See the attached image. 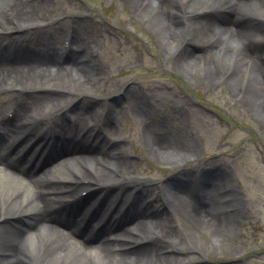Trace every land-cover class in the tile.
<instances>
[{
    "label": "bare ground",
    "instance_id": "bare-ground-1",
    "mask_svg": "<svg viewBox=\"0 0 264 264\" xmlns=\"http://www.w3.org/2000/svg\"><path fill=\"white\" fill-rule=\"evenodd\" d=\"M119 2L125 8L129 7L131 12L147 15L148 19H152L150 23L163 47V55L174 58L185 77L202 79L200 61L207 59L203 67L209 71L210 76L204 78L212 84L219 82L218 72L223 70L224 84L233 88L238 99L244 98L251 111L264 122V26H255L251 22L234 26L231 21L232 15L238 14L264 22V0ZM55 9L60 10V6L53 0H0V91L12 87L19 95L8 93L2 96L0 122L5 132L11 134L5 139L12 138L13 128L23 134V121L30 115L38 118L35 124H42L44 127L49 119L45 104L52 103L50 113L52 110L58 112L62 107L71 114L55 115L52 118L53 125L46 124L49 126L48 132L54 126L57 132L67 134L65 124L71 123L72 132H83L86 141L94 138L97 146L90 150L77 140V147H80L78 151H69L67 148L62 152L64 158L60 167L56 171H49V178L43 180L32 176L36 165L29 168V162L10 157L17 139H12L8 151L0 149V159L5 165V170L0 169V264L184 263L194 259L188 258L193 253H207L204 247L206 243L202 244L197 239L200 235H206L205 241H209L215 251L222 250V245L233 237L232 227L238 222L235 214H238L239 206H235L232 201L231 207H235V211L224 208L231 201L232 189L225 192L226 197H222L225 198L223 205L213 192L215 186L211 189L213 191H202L205 201L203 198L201 202L195 201L184 183L186 175H181L179 178L175 177V183L164 188L167 196L155 192L150 185V200L145 201L142 189L138 188L139 180L131 181V174L135 173L136 166L132 158L120 150L119 144L123 139L110 138L120 132V124L112 116L116 111L115 103L107 104V116L104 120H96L93 117L96 104L91 107L90 102L85 100V97L96 94L91 79L85 74L98 78L104 72L103 62L96 58V53L92 50L93 40H89L96 35V23L91 22L90 16L83 13L70 18L66 37L71 43L70 50L60 55L57 53L58 34L64 31L66 21H58L59 16H52ZM158 12L162 16L160 21L157 19ZM205 15L211 17L208 18V23L203 22ZM49 28L54 29L50 33L51 40L38 39L31 45L22 43L13 54L15 47L12 45L19 42L25 34L35 35L37 31ZM194 48L205 56L197 57L193 53ZM129 50L130 46H127L125 52L128 53ZM212 51L211 58H208ZM217 52L221 53L216 61ZM239 73L240 81L236 86ZM244 73L248 74V81L243 95L239 92V86ZM248 92H251L252 98L257 102L262 100L260 108L250 101L251 95ZM33 94H37L36 100L30 102L27 96ZM139 94V88L132 85L123 92L126 103L137 101ZM73 95L82 97L79 101L82 103L81 107H87L92 120L87 122L89 117L83 114V108L76 107L77 103L69 100V96ZM64 97H67L66 100H63ZM258 97L261 100H257ZM142 114L140 116L143 117ZM90 122L94 123V127L99 126L103 137L101 131L89 128ZM142 133L149 155L159 157L166 165L172 166L196 154L194 149L181 148L185 145L184 142H175L162 135L157 123L148 124ZM66 141L68 142L65 144L68 145L70 139ZM70 154L73 156L68 157ZM220 173L215 165L209 175ZM211 179L207 181L211 182ZM208 182L203 183V187L212 186ZM83 184H86V189L97 186L99 190L94 191L104 197L101 203L105 211L112 210L118 201L131 202L126 210L131 215L130 219L116 216V208H113L114 212L111 214V219L114 220L112 225L117 226L116 234L121 236L119 240H109L111 226L96 228L93 217L82 232L77 231L80 208L75 216L73 210L67 212L64 207L60 210V215L58 212L53 214L52 208L60 204L68 206L81 191ZM112 189L114 191L111 193ZM116 189H119V195L114 198ZM86 201L83 199L80 205L83 206ZM174 214L179 215L180 224L175 221ZM92 230L96 232L95 236L90 234V240H85V236H89ZM103 237L109 238L108 241L95 244ZM162 242H165L163 246ZM177 254L185 256L167 263L169 256Z\"/></svg>",
    "mask_w": 264,
    "mask_h": 264
},
{
    "label": "rangeland",
    "instance_id": "rangeland-1",
    "mask_svg": "<svg viewBox=\"0 0 264 264\" xmlns=\"http://www.w3.org/2000/svg\"><path fill=\"white\" fill-rule=\"evenodd\" d=\"M53 2L59 4L60 10L55 9L52 16H59L58 21H66L64 31L58 34V45L61 47L63 37L69 30L70 18L73 19L77 14L83 13L90 16L91 22L96 23L94 26L96 35L89 40H93L92 50L95 51L96 58L103 62L104 72L99 76L98 83L91 82L98 97L90 99L85 97L87 98L85 100L90 102L91 107L96 104L94 111L98 107L97 112H100L97 118H106L107 110L104 105L108 102L115 103L116 111L112 116L120 124L118 125L120 132L110 137L123 139L119 144L120 150L131 156L136 166L135 173L131 174V180H139L145 196L149 195V191L145 190L147 185L167 196L164 188L175 183V177L179 178L181 175H186L184 183L187 186L196 174L203 176L202 183H207V180L212 178L211 182H208L212 186H205L195 192L200 198H203L201 194L203 190L213 191L211 189L215 186L216 192L215 190L213 192L220 203L225 200L222 198L226 197L225 192L232 189L231 201L226 203L224 208L234 210L235 207H231L232 201L235 206H239L238 214L233 212L238 217L237 224L232 227L233 237L222 245V250L215 251V247L209 241H205L206 235L197 236L200 243H206L204 245L207 249L206 256L193 253L188 258L194 259L184 263L264 264V122L251 111L244 98L238 99L233 88H228V85L224 84L223 70L218 72L220 81L218 79L219 82L215 81L214 84L206 79L210 73L203 67V62L200 64L202 79L185 77L181 68L179 69L174 62V58H166L163 55V47L156 38L153 24L150 23L152 19H148L147 15L131 12L129 7L125 8L119 0H53ZM160 5L162 8V4ZM159 13L157 19L160 21L162 16H159ZM208 18L211 17L205 15L203 22L208 23ZM51 30L54 31L49 28L37 31L35 35L25 34L22 43L31 45L38 39L51 40ZM127 46H130L128 53L125 52ZM193 50L197 57L205 56L198 53L197 48ZM212 53L213 51L208 54V58H211ZM220 53H216V61ZM206 60L204 58V61ZM213 67L215 68L214 64ZM247 77L248 74H242L243 79L239 86V92L243 95ZM239 81L240 73L236 86ZM129 85L135 88L138 86L141 91L137 97L139 101L131 104L126 103L123 95V90ZM11 88L0 91V104L4 94L19 96ZM249 94L251 95V92H248ZM36 96L37 94H33L27 97L32 102L36 100ZM75 97L80 96H69V100L73 101ZM81 99L82 97L76 101V107L82 106L79 102ZM249 99L260 108L262 100L259 97L257 100L261 102H257L252 95ZM82 108L84 107L80 109ZM81 111L85 112L86 116L90 115L87 107ZM142 112L146 114L143 115ZM64 113L71 114L67 111ZM58 114L61 115V111ZM153 123H157L162 135L175 142H184L185 145L183 144L181 148L194 149L196 154L172 166L166 165L159 157L150 156L147 146L143 143L142 131L148 124ZM176 161L178 162L177 159ZM57 162L58 159L50 157L38 178L49 176V171L57 168ZM215 165L221 173L209 175ZM190 192L191 196L195 197V193ZM203 199L205 201V198ZM86 207L87 203L80 209L79 221ZM174 215L175 221L180 224L179 215ZM164 244L165 242H162V246ZM184 256L183 254L169 256L167 263Z\"/></svg>",
    "mask_w": 264,
    "mask_h": 264
}]
</instances>
